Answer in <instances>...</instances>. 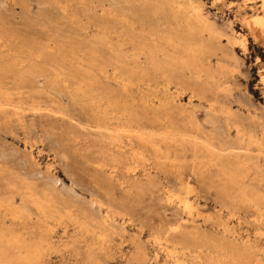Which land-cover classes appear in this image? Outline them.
Segmentation results:
<instances>
[{
	"label": "rangeland",
	"instance_id": "374dc122",
	"mask_svg": "<svg viewBox=\"0 0 264 264\" xmlns=\"http://www.w3.org/2000/svg\"><path fill=\"white\" fill-rule=\"evenodd\" d=\"M261 13L0 0V264H264Z\"/></svg>",
	"mask_w": 264,
	"mask_h": 264
},
{
	"label": "bare ground",
	"instance_id": "6f19581e",
	"mask_svg": "<svg viewBox=\"0 0 264 264\" xmlns=\"http://www.w3.org/2000/svg\"><path fill=\"white\" fill-rule=\"evenodd\" d=\"M254 0H252V2H253ZM258 2H259V6H260V8H261V11H262V13L261 14H256V15H254L253 16V18H252V22L254 23V25L255 24H257L262 30H264V0H257ZM115 2V1H114ZM179 10H180V7H179ZM179 12V11H178ZM183 14H184V11H183ZM183 19H184V23H191L190 24V26L188 27V32H187V35H188V38H189V41L187 42V44H189V43H192V38L194 37V32L196 31V30H198V29H200V28H205L204 27V23H208L207 22V20H205V18L203 17V15H202V13H201V11H200V9H198L197 7L195 8V7H192L191 6V11H190V13H186V14H184L183 15ZM186 29H187V27H186ZM173 39V38H172ZM171 39V40H172ZM171 40H169V41H171ZM211 40V39H210ZM212 42V41H211ZM243 42V41H242ZM244 44V43H243ZM175 45H174V43H173V47H174ZM192 46V47H191ZM193 47H196L195 45H187L186 46V51L187 52H189V57L192 59V60H196L198 57H197V53L195 52V49L193 48ZM177 48V45L175 46V49ZM202 53V52H201ZM201 55V54H200ZM116 57V56H115ZM118 58V57H117ZM178 64V59L176 58V57H173L172 59H171V66L172 67H175V65H177ZM134 66V65H133ZM76 101V100H75ZM240 115V114H239ZM240 135V134H239ZM166 138V137H165ZM182 138V137H181ZM184 139V138H183ZM182 139V140H183ZM184 140H186V139H184ZM186 142V141H185ZM112 143V142H111ZM187 143V142H186ZM200 144H202L203 146H206V143H202V142H200ZM198 145V146H200V148H201V145ZM193 145L194 146H196L197 147V142H194L193 143ZM207 150H208V152L210 153V156L212 157V159H213V162L216 164L217 163V160L218 159H221L222 158V156H223V151L222 150H215V149H213V148H211L210 147V149L209 148H206ZM230 151V150H229ZM233 150H231V152H232ZM236 151V150H235ZM230 152V153H231ZM249 152V151H248ZM227 153V152H226ZM240 153V152H239ZM242 154H244V151H242ZM249 154V153H248ZM251 155V154H250ZM257 155H259V154H257ZM227 156V158H228V155H226ZM232 156H234V155H232ZM243 156V155H242ZM245 156V155H244ZM261 156H263V155H261ZM238 157H240V156H238ZM249 157V156H248ZM256 157H258V156H256ZM264 157V156H263ZM252 158V157H251ZM261 158V157H260ZM239 160V159H238ZM256 161V160H255ZM241 163V162H240ZM249 165V164H248ZM259 165V164H258ZM222 167V166H221ZM257 167H259V166H257ZM261 167V166H260ZM259 167V168H260ZM222 170H223V168H221ZM264 169V168H263ZM262 170V169H261ZM261 170H259L260 172H261ZM227 174H225V179H226V181H227V184H229V189L230 190H232V192L234 191V193H235V197H237L238 198V200L240 199V200H245V199H247V195H246V191H245V189L244 188H241L240 187V174H239V172H238V167L237 168H235L234 170H232V169H228V170H226L225 171ZM245 174V173H244ZM259 174H261V173H259ZM262 179V178H261ZM257 180H259V179H257ZM261 181H263V180H261ZM58 182V181H57ZM56 182V183H57ZM256 182V181H255ZM260 182V181H259ZM261 183V182H260ZM226 184V186H228ZM257 185V184H256ZM259 185V184H258ZM261 185V184H260ZM255 187V186H254ZM140 190V189H139ZM139 192V191H138ZM232 192L231 193H227V195H231L232 194ZM260 196V195H259ZM251 200V199H250ZM250 203V202H249ZM43 204V203H42ZM110 216V215H109ZM107 219V218H106ZM86 227V226H85ZM226 228V227H225ZM171 230V229H170ZM227 233V232H226ZM232 240V239H231ZM164 248V247H163ZM179 256V255H178ZM240 257H241V255H237V254H234V255H230L229 257H228V259L229 260H231V264H248L247 262H244V261H242V262H244V263H241V261H240ZM226 261V260H225ZM230 264V263H229Z\"/></svg>",
	"mask_w": 264,
	"mask_h": 264
}]
</instances>
